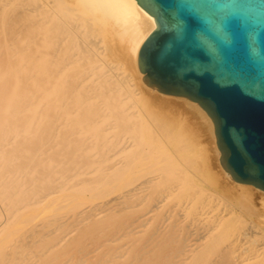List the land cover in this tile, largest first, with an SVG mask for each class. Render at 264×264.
<instances>
[{
    "label": "bare ground",
    "instance_id": "bare-ground-1",
    "mask_svg": "<svg viewBox=\"0 0 264 264\" xmlns=\"http://www.w3.org/2000/svg\"><path fill=\"white\" fill-rule=\"evenodd\" d=\"M156 28L137 0H0V264H264L248 187L214 211L191 132L121 70Z\"/></svg>",
    "mask_w": 264,
    "mask_h": 264
},
{
    "label": "water",
    "instance_id": "water-1",
    "mask_svg": "<svg viewBox=\"0 0 264 264\" xmlns=\"http://www.w3.org/2000/svg\"><path fill=\"white\" fill-rule=\"evenodd\" d=\"M157 28L139 49L143 80L198 102L236 181L264 189V0H137Z\"/></svg>",
    "mask_w": 264,
    "mask_h": 264
},
{
    "label": "rangeland",
    "instance_id": "rangeland-1",
    "mask_svg": "<svg viewBox=\"0 0 264 264\" xmlns=\"http://www.w3.org/2000/svg\"><path fill=\"white\" fill-rule=\"evenodd\" d=\"M128 63L129 62L125 64L124 61L121 70L126 68V70L128 69V72L130 71L131 73H134L133 76L136 81H138L139 91H142L140 93V96L143 98V103L141 104L142 107L146 109L149 114L160 113L162 121L171 122L175 124L177 128L184 130L187 129L191 132L192 140H195V143L197 144L198 156L196 162H199L198 165L200 164L199 182L207 185L212 194H215L212 196L215 200L211 198V200L216 202L215 206L217 208H215L214 211H228L230 207L227 206V204L229 205L230 200L235 202V199L239 198V195L242 194V186L246 185L248 187L246 194L249 196V199H252L255 203L256 211L259 209L262 213L261 218L263 219L262 221H264V189L251 183L236 181L227 173L220 160L213 119H211L212 125H209V121L201 114L198 108L191 105L189 101L197 103V106L200 104L188 96L168 94L164 92V94L169 96H180L183 100H174L172 97L164 98L158 90L151 89L150 85H146L147 83L143 78H141L139 74L136 73V70H134V68ZM222 195L224 196L222 197ZM225 195L229 197V199L226 198ZM211 203L213 202L211 201ZM249 217L254 219L252 215L249 216L247 213L246 215L243 214L242 227L251 223L252 220ZM261 225L262 226L258 227L260 228L259 231L261 230V234L259 233L257 235L259 241L261 239L264 240V222Z\"/></svg>",
    "mask_w": 264,
    "mask_h": 264
}]
</instances>
